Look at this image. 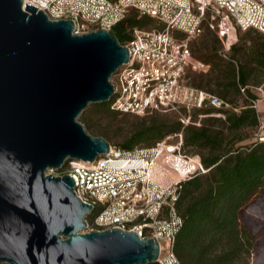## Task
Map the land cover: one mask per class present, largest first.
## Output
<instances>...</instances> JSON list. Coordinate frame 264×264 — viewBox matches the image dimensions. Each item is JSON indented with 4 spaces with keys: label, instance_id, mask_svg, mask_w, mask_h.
<instances>
[{
    "label": "water",
    "instance_id": "water-1",
    "mask_svg": "<svg viewBox=\"0 0 264 264\" xmlns=\"http://www.w3.org/2000/svg\"><path fill=\"white\" fill-rule=\"evenodd\" d=\"M24 0H0V262L144 264L159 242L134 230L86 231L92 205L75 177L55 175L68 158L93 160L110 142L78 116L108 101L128 47L107 28L77 33Z\"/></svg>",
    "mask_w": 264,
    "mask_h": 264
},
{
    "label": "built area",
    "instance_id": "built-area-1",
    "mask_svg": "<svg viewBox=\"0 0 264 264\" xmlns=\"http://www.w3.org/2000/svg\"><path fill=\"white\" fill-rule=\"evenodd\" d=\"M24 1L51 18L72 19L77 33L110 30L129 9L162 25L132 27L124 43L129 60L113 73L109 107L136 114L173 112L182 123L181 129L150 145L121 149L110 144L108 152L93 160L68 158L48 172L75 177L76 195L92 205L85 216L86 231L121 227L141 237L153 236L159 242L160 263L182 264L173 248L183 221L177 201L183 181L208 169L198 154L183 149L182 128L199 124L192 119L194 108L227 105L220 96L187 82L189 66L207 69L206 63L191 55L190 40L204 29L212 30L219 39L218 54L231 59L238 30L251 27L264 32V0ZM255 135L264 140V121H259Z\"/></svg>",
    "mask_w": 264,
    "mask_h": 264
},
{
    "label": "trees",
    "instance_id": "trees-1",
    "mask_svg": "<svg viewBox=\"0 0 264 264\" xmlns=\"http://www.w3.org/2000/svg\"><path fill=\"white\" fill-rule=\"evenodd\" d=\"M153 20L149 15H138L135 9H129L110 31L124 44L130 38L132 27L144 26ZM209 31L212 38L203 39L199 48H193L190 42L191 55L206 63L207 69L189 66L187 70H193V74L187 73V82L220 96L227 105L194 108L192 119L199 124L189 123L182 128L183 149L198 154L208 168L183 181L177 201L183 221L173 248L182 264H234L239 258L248 257L255 234L244 223L241 209L264 188V140L255 135L259 124L253 101L256 95L247 85L249 75L256 70L233 62L244 48L238 42L231 46V59L221 57L217 52L219 39L214 31ZM247 36L245 33L244 37ZM251 39L255 42L254 59L264 67V39L259 41L254 36ZM257 73L264 75V70L260 68ZM93 106L112 115L130 113L111 109L109 100ZM87 113L88 110H83L80 116L86 119ZM199 115H205L202 121ZM181 126L175 113L154 110L142 114L140 122L117 147L150 145L179 131ZM96 134L106 138L103 132ZM144 264L162 263L155 260Z\"/></svg>",
    "mask_w": 264,
    "mask_h": 264
},
{
    "label": "rangeland",
    "instance_id": "rangeland-1",
    "mask_svg": "<svg viewBox=\"0 0 264 264\" xmlns=\"http://www.w3.org/2000/svg\"><path fill=\"white\" fill-rule=\"evenodd\" d=\"M155 22L156 21L153 20L151 23H148L142 27L150 28L152 26H162L161 24H156ZM80 29L84 30L81 27ZM174 32L176 34H182L178 30H175ZM240 35L241 33L238 31V37H240ZM212 36L213 34L209 31V29H204V31L199 36L190 40L191 45L193 48H199V45L203 39L207 37L212 38ZM217 45L219 44L217 43ZM187 73L193 74V70H186L185 76L186 80L188 81L189 77L187 76ZM112 80H114L113 74L111 76V81ZM93 104L94 103H89L84 109L88 110V118L84 119L79 115L78 120H80L86 127V130L93 135H99L96 133L103 132L106 136V139L113 147H117L119 143L124 140L130 129L138 124L140 122V117H142V114L136 113H118L116 115H112L99 110L97 107L93 106ZM196 111L197 113H204L203 110ZM204 117L205 115L200 116V121H202ZM241 214L244 223L255 234V243L251 254L248 257L239 258L234 264H264V188L242 207ZM0 264L8 263L0 262Z\"/></svg>",
    "mask_w": 264,
    "mask_h": 264
},
{
    "label": "crops",
    "instance_id": "crops-1",
    "mask_svg": "<svg viewBox=\"0 0 264 264\" xmlns=\"http://www.w3.org/2000/svg\"><path fill=\"white\" fill-rule=\"evenodd\" d=\"M238 31L241 33L240 37H238ZM237 31V41L244 48L241 52L236 54V59L233 60L235 64L240 63L242 65H246L247 67H252L256 71L252 72L247 80V85L250 87V90L256 95V98L253 99L255 102V107L258 112L259 121H264V75L262 73H257V71L261 68L264 70V67H261L257 64L253 56V47H255V42L251 39V36H254L256 40L262 41L264 39V32L255 29V28H247L245 30ZM248 33L247 37H244V34ZM235 42V43H236ZM248 54H251V57H247Z\"/></svg>",
    "mask_w": 264,
    "mask_h": 264
}]
</instances>
